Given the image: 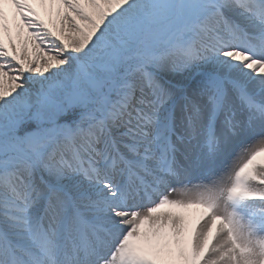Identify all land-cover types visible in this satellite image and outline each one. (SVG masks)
I'll list each match as a JSON object with an SVG mask.
<instances>
[{
	"label": "snow or ice",
	"instance_id": "6c2138e0",
	"mask_svg": "<svg viewBox=\"0 0 264 264\" xmlns=\"http://www.w3.org/2000/svg\"><path fill=\"white\" fill-rule=\"evenodd\" d=\"M0 264H264V0H0Z\"/></svg>",
	"mask_w": 264,
	"mask_h": 264
},
{
	"label": "rangeland",
	"instance_id": "374dc122",
	"mask_svg": "<svg viewBox=\"0 0 264 264\" xmlns=\"http://www.w3.org/2000/svg\"><path fill=\"white\" fill-rule=\"evenodd\" d=\"M6 7H8V6H6ZM39 8L41 9V11H43V7L39 6ZM11 11H12V9L9 10L10 13H11ZM45 14H47V13H45Z\"/></svg>",
	"mask_w": 264,
	"mask_h": 264
},
{
	"label": "bare ground",
	"instance_id": "6f19581e",
	"mask_svg": "<svg viewBox=\"0 0 264 264\" xmlns=\"http://www.w3.org/2000/svg\"><path fill=\"white\" fill-rule=\"evenodd\" d=\"M47 20H48V22H49V23H51V21L49 20V18H48V17H47ZM193 211H194V210H193Z\"/></svg>",
	"mask_w": 264,
	"mask_h": 264
}]
</instances>
